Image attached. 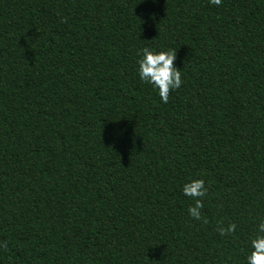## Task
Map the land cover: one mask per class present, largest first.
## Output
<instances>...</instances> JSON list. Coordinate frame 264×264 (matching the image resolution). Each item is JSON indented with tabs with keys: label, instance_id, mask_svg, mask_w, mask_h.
I'll return each instance as SVG.
<instances>
[{
	"label": "trees",
	"instance_id": "16d2710c",
	"mask_svg": "<svg viewBox=\"0 0 264 264\" xmlns=\"http://www.w3.org/2000/svg\"><path fill=\"white\" fill-rule=\"evenodd\" d=\"M261 217L264 0H0V264H245Z\"/></svg>",
	"mask_w": 264,
	"mask_h": 264
},
{
	"label": "clouds",
	"instance_id": "9594fccd",
	"mask_svg": "<svg viewBox=\"0 0 264 264\" xmlns=\"http://www.w3.org/2000/svg\"><path fill=\"white\" fill-rule=\"evenodd\" d=\"M208 3L219 7L222 0H208ZM137 56L136 73L139 80L150 85L157 92L162 103H167L169 93L179 89L183 83L181 68L176 67L174 63L177 58L176 49L144 46L138 49ZM181 192L191 200L187 207L188 216L207 223L201 211L207 194L203 177L192 178L184 182ZM235 229L236 224L231 222L227 225L218 223L216 228L221 236L233 233ZM5 246L6 242H0V248ZM248 246L250 251L245 256V264H264V217L256 223L254 234L248 240Z\"/></svg>",
	"mask_w": 264,
	"mask_h": 264
}]
</instances>
